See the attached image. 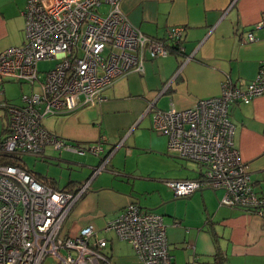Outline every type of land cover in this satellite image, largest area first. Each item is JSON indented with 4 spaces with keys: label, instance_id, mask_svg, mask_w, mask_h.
Here are the masks:
<instances>
[{
    "label": "crops",
    "instance_id": "0c3cea01",
    "mask_svg": "<svg viewBox=\"0 0 264 264\" xmlns=\"http://www.w3.org/2000/svg\"><path fill=\"white\" fill-rule=\"evenodd\" d=\"M25 4L26 0H0V52L23 45ZM119 7L134 27L153 39H164L171 27H184L183 50L166 57L146 55L143 73L129 72L115 80L104 91L105 101L59 114L52 128L47 127L81 148L99 143L98 155L80 156L48 145L37 157L36 170L22 165L36 180L76 193L114 150L106 164L114 172H100L90 181L64 219L61 234L75 236L91 225L96 236L107 241L102 252L111 264H142L128 242L104 230L129 203L147 210L144 203L152 205L139 197L145 193L142 186L156 180L143 175L139 159L147 153L161 160L168 180L194 179L199 171L194 163L190 162L196 167L188 169L182 162L189 161L164 152L167 137L154 134L152 113H145L146 108L151 102L163 111L193 108L200 100L219 96L225 79L245 88L264 64V29L255 28L264 19V0H120ZM247 33L256 40L248 42ZM4 80L0 106L8 104L1 89ZM228 115L235 129L234 146L256 195L264 197V93L248 104H230ZM221 195L220 190L202 189L180 197L185 198L182 211L161 214L167 226L169 264H264V208L258 216L219 205ZM41 264L54 262L45 258Z\"/></svg>",
    "mask_w": 264,
    "mask_h": 264
},
{
    "label": "built area",
    "instance_id": "2783aa9c",
    "mask_svg": "<svg viewBox=\"0 0 264 264\" xmlns=\"http://www.w3.org/2000/svg\"><path fill=\"white\" fill-rule=\"evenodd\" d=\"M119 4L120 0H26L24 43L0 52V81L31 86L38 81L39 87L23 94L19 106L3 105L9 117L8 131L0 140V264H41L47 257L54 264H111L102 252L107 241L96 236L93 226L81 228L75 236H63L61 227L90 181L104 171L114 150L76 193L39 182L21 160L14 165L4 160L21 154L41 156L48 145L80 156L98 155L99 143L75 146L49 132L43 120L105 101L104 91L115 80L129 72L143 73L146 55L166 57L183 50L184 27L169 28L162 40L150 38L127 20ZM255 28L264 29V19ZM246 40L256 38L247 33ZM40 60L57 61L41 81L36 70ZM263 93L264 64L245 88L225 79L219 96L200 100L193 108L163 111L154 109V102L148 104L145 113H152L153 130L167 137L168 152L199 167L194 179L165 181L175 197L202 189L220 190L219 205L262 215L264 197L256 195L234 146L235 129L228 108L232 103L248 104ZM166 229L161 215L137 202L129 203L104 227L128 242L142 264L170 263Z\"/></svg>",
    "mask_w": 264,
    "mask_h": 264
},
{
    "label": "rangeland",
    "instance_id": "374dc122",
    "mask_svg": "<svg viewBox=\"0 0 264 264\" xmlns=\"http://www.w3.org/2000/svg\"><path fill=\"white\" fill-rule=\"evenodd\" d=\"M56 64H57V61L55 60L38 61L36 65V70L38 73L39 81L43 80L44 74L47 71L53 69ZM37 83L38 81H36L32 89V86L29 83H22L16 80H4L3 85L1 86V89L4 92L3 94L7 100V103H8L7 105H9V103L18 105V103L19 104L21 103V96L23 94H28L32 90L38 91L39 87ZM56 116L58 115L49 116L43 120V125L46 129L47 127L49 129L52 128V124H54L57 121V119L60 118V117L55 118ZM8 117L9 116H8L6 107L0 106V138H1V135H3L4 133V130L8 127ZM153 132L156 135L158 134V136L161 135L157 131L153 130ZM141 143L145 145L146 141L141 140ZM164 152L169 154L166 147H165ZM63 155H66L69 158L73 157V154L63 153ZM17 157L21 160V163L24 164L27 169L36 170L38 168L39 162L36 156L21 154V155H17ZM92 159H95V157L92 156ZM139 160L141 161L143 175L149 176L150 179L155 178L156 180V181L147 183L142 186L143 189L145 190V193L144 192L141 193L142 195L139 198H141L142 202L146 201L147 203H152V205H147L144 203V207L160 215L167 214V212L173 213V212L182 211V209L185 208V205H183L182 203V201L185 200V198H176L173 195V192L163 184L165 180H168V178L165 176L166 175L164 172L165 165L163 164V162L159 159H156L154 155L147 154V153L144 154V156H141ZM182 163H187L188 169H191L192 166L196 165V164L192 165V163L190 162H182ZM49 168L53 170L51 166H49ZM108 171H113L110 169V165H107L104 171H102L101 173H105ZM165 198L167 199L166 201H163V202L160 201L161 199H165ZM47 259L53 260L51 257H47Z\"/></svg>",
    "mask_w": 264,
    "mask_h": 264
},
{
    "label": "trees",
    "instance_id": "16d2710c",
    "mask_svg": "<svg viewBox=\"0 0 264 264\" xmlns=\"http://www.w3.org/2000/svg\"><path fill=\"white\" fill-rule=\"evenodd\" d=\"M7 131H8V128H6V129L4 130V132H6V133H7ZM4 163H5V164H11V165L19 164V163H20V159L17 158V157H14V156H7L6 159L4 160ZM21 165H22V164H21ZM38 181H39V180H38ZM39 182L51 186V185L48 184L47 182H43V181H39ZM51 187H53V186H51ZM53 188H55V187H53ZM55 189H57V188H55ZM59 190L66 191V192H70V190H65V189H59ZM70 193H72V192H70ZM73 193H74V192H73Z\"/></svg>",
    "mask_w": 264,
    "mask_h": 264
}]
</instances>
